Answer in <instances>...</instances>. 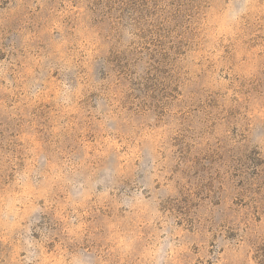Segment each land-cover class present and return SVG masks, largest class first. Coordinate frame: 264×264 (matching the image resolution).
<instances>
[{"label": "rangeland", "instance_id": "374dc122", "mask_svg": "<svg viewBox=\"0 0 264 264\" xmlns=\"http://www.w3.org/2000/svg\"><path fill=\"white\" fill-rule=\"evenodd\" d=\"M0 264H264V0H0Z\"/></svg>", "mask_w": 264, "mask_h": 264}]
</instances>
